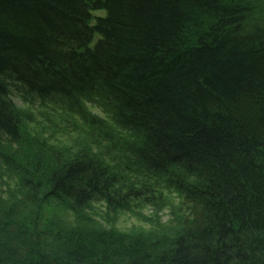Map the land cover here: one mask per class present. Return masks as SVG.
I'll list each match as a JSON object with an SVG mask.
<instances>
[{
	"label": "trees",
	"instance_id": "trees-1",
	"mask_svg": "<svg viewBox=\"0 0 264 264\" xmlns=\"http://www.w3.org/2000/svg\"><path fill=\"white\" fill-rule=\"evenodd\" d=\"M262 2L0 0V166L27 176L23 201L46 194L70 213L120 215L176 200L173 233L153 256L137 247L98 261L80 236L55 264H264ZM60 110L101 132L122 169L55 133L48 160L17 164L23 136H45L27 113L47 121ZM3 225L0 242H18ZM116 246L125 250L121 239L103 248ZM5 252L0 264L33 263Z\"/></svg>",
	"mask_w": 264,
	"mask_h": 264
},
{
	"label": "rangeland",
	"instance_id": "rangeland-1",
	"mask_svg": "<svg viewBox=\"0 0 264 264\" xmlns=\"http://www.w3.org/2000/svg\"><path fill=\"white\" fill-rule=\"evenodd\" d=\"M261 10L262 12L259 13ZM262 13H264V0L262 4H256L253 10L254 16H261ZM91 112L100 119L104 118V114L96 106ZM27 115L33 120L35 130L45 133V136L42 137V140L31 134L23 136L17 150L22 155V159L17 155V164L26 165L29 170H33L36 160L41 159L44 162L46 154L50 152V148L46 147L49 139L47 136L51 137L52 133H55L59 138H62L61 135L65 139L67 137L68 145L75 150L90 147L98 155L106 156L112 165L122 169V164L119 165L121 157L118 155V151L106 150L108 145L97 137V134L102 135V133L92 129L90 125L83 124L78 118L61 110L47 121L42 119L35 121L31 113H27ZM112 134L114 148L117 149L121 136L117 135L115 131ZM21 177L27 178L19 169L9 170L0 166V227L4 226V222L11 225L14 222L18 229L14 225L10 226L9 233L14 234L19 230L23 234L18 239L19 243L13 240L14 243L4 246L0 242L1 261H8L6 248V250H17L20 255L21 253H32V264H41L42 260H50L52 264H55L54 260H62L68 254V249L64 247L65 242L78 243L77 238L83 236L84 239L81 241L83 244L80 245L84 246L83 251L89 255L97 253L95 255L98 256V261L108 257L118 263L123 258V252H131V249H138L137 247H139L138 250L149 252L150 256H153L152 248L162 247L173 233V230L170 227L167 228L166 225L170 216L169 208H173L176 202L173 195L171 197L174 201L169 204L171 207L167 205L160 208L159 211L145 208L129 214L108 215L104 213L103 207L93 205L89 213L88 210H85V213L80 210L70 213L65 207L66 205L61 206L55 202L44 201L46 190L42 191L44 197L39 200L36 207L27 205L23 201L24 191L18 181ZM40 183L42 184L44 181H40ZM100 239L101 242H99ZM118 239H121L122 247L125 250L116 246L109 248L111 251L109 252L103 248L110 241H118ZM73 242L72 244H74ZM64 248H66L65 253ZM78 262L86 264L79 259ZM71 264L78 263L72 261Z\"/></svg>",
	"mask_w": 264,
	"mask_h": 264
}]
</instances>
